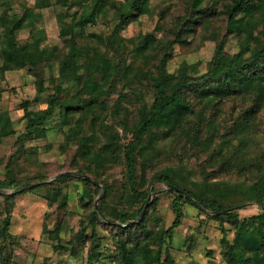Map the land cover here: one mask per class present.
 Returning <instances> with one entry per match:
<instances>
[{
	"label": "rangeland",
	"instance_id": "rangeland-1",
	"mask_svg": "<svg viewBox=\"0 0 264 264\" xmlns=\"http://www.w3.org/2000/svg\"><path fill=\"white\" fill-rule=\"evenodd\" d=\"M94 1L65 0V4L61 5L58 0H49L48 7L36 10L41 16L34 35L41 37L40 47L46 53L52 51V61L45 67V82L49 85V80L56 78L64 94H74L77 83L60 78V63L67 52V38L62 36L61 31L63 26L71 23L73 15L88 12ZM117 1L125 5L128 0ZM216 2L218 13L209 26L193 25L195 30L185 37L187 42L174 48L168 61L170 73L179 74L188 66L191 75L206 72L216 46L211 39L212 33L219 40H226L225 51L230 57L241 55L248 59L251 56L250 51L244 53L241 50L242 37L235 33L228 36L224 10L230 0ZM34 6L35 0H12L9 14L20 15L24 7ZM190 8L191 0H151L148 13L127 23L116 33V37L113 31L119 12L114 9L107 8L96 22L89 24L80 37L86 60V68L80 73L100 80L102 75L96 71L95 65L101 59L121 62L125 69L116 89L104 98V104L98 108L101 119L86 122L88 133H103L99 124L107 123L119 131L120 143H129L132 134L127 129L134 127L138 114L134 104H130L133 100L129 102L124 96L137 87L144 97L143 102H152L153 96L144 90L138 78L143 72L153 73L161 58L159 49L143 47V36L155 33L165 41L174 38ZM2 10L0 8V14ZM181 33L186 35L185 31ZM256 33L260 32L257 30ZM19 40H31L30 32H20ZM2 62L0 54V65ZM36 95L35 77L28 68L10 71L0 78V118L3 114L9 115L11 125L17 131L15 135L3 136L0 120V182L17 181L15 186L6 185L0 191V261L75 264L76 259L71 255L73 242L77 243L76 236L86 226L85 232L91 235L93 229L89 221L93 205H102L115 219L119 214L138 210L141 204L134 202L125 193L122 184L115 180V175L124 168L122 163L115 161L107 162L100 170L102 180L112 188L104 203H101L102 195H96L94 200L85 199L88 188L78 180L61 181L56 187L49 186L57 175L75 171L83 165L78 144L75 140L67 141L70 126L63 125L59 117L51 119L45 138L27 140L21 151L23 153L15 155L20 146L19 135L25 126L23 102L29 101L34 110L44 107L34 102ZM195 110L196 113L186 118L178 130L167 135L164 130L156 131L144 142L142 152L149 158L145 170L147 185L154 191L149 195L148 206L146 203L147 208L141 218L149 210L146 224L151 235L146 238L145 234L137 232L134 236L135 239L141 236L134 250L135 264H149L143 260L144 245L153 251L162 245L161 261L164 262L168 255L173 264H227L224 252L232 245L245 255L249 264H264V210L250 191L252 185L262 179L259 172L264 168V80L257 81L247 93L223 98L214 105L207 100L198 102ZM79 116L76 114L75 119ZM73 125L74 121L71 127ZM197 126L200 127V135L195 139ZM104 138L102 135L100 140L104 141ZM167 166L176 168V181L186 189L215 197L224 206L233 207V211L238 213V224H232L227 219L222 222L212 219L181 199L185 213L182 224L174 230L172 237L165 235L164 231L176 217L173 208L176 195L170 193L164 183H152L151 180L154 173ZM42 175L47 179L46 186L33 192L19 193L14 199L7 198L19 185L39 183ZM55 188L62 191L65 205L60 204V199L54 201L51 198V189ZM57 221L62 226L59 233L54 232ZM45 224L48 231L54 232L53 236L59 235L57 239L44 233ZM7 225L9 228L5 231ZM115 226L128 228L118 220H110L108 226L100 223L96 228L102 244L103 261L107 264H118L120 260L116 256ZM253 240L257 243L256 247H253L256 245L252 244ZM79 246L78 264H86L89 241L81 242ZM154 264L158 263L155 261Z\"/></svg>",
	"mask_w": 264,
	"mask_h": 264
},
{
	"label": "trees",
	"instance_id": "trees-1",
	"mask_svg": "<svg viewBox=\"0 0 264 264\" xmlns=\"http://www.w3.org/2000/svg\"><path fill=\"white\" fill-rule=\"evenodd\" d=\"M58 2L61 5L65 4V0H58ZM11 3L12 0H0V8H3L0 14V54L3 61L0 65V78L10 71L28 68L35 77L37 95L34 102L44 105L43 108L34 110L30 107L29 101L23 102L24 116L22 119L25 121V126L19 135L20 146L15 155L23 153L21 151L27 140L45 138L49 131V122L51 119L59 117L63 125L70 126L67 132V141L70 143L75 140L78 144V152L83 165H79L75 171L59 175L49 183V186L56 187L61 181L78 180L88 188L85 199L94 200L96 195H102L101 203L106 202L112 192L110 184L101 178V168L110 161L122 163L124 168L115 175V180L122 184L125 193L129 194V197L134 202L140 203L141 206L132 213L125 212L113 219L105 207L100 204L98 207L93 205L89 221L90 227L93 229L91 235L85 232L87 226L83 228V231L76 236L78 244L76 241L73 242L75 245L71 249V255L76 259L75 264H78V256L81 251L79 243H88L89 241L86 264H107L103 261L102 244L99 241L100 237L96 228L100 223L108 226L110 220H118L128 227L125 229L115 226L113 229L117 236H115L116 256L117 259H120L118 264H135L134 250L141 236L136 239L134 236L137 235V232L139 235L145 234L146 238L151 235L146 224L149 210L135 223L143 211L150 193L154 191L147 185L145 170L149 158L143 154L144 151L142 152L144 142L156 131L164 130L167 135L178 130L186 118L196 113L198 102L207 100V103L214 105L223 98L247 93L257 81L264 80V0H230L224 10L228 20V36L235 33L242 37L241 50L244 53L250 51L251 56L248 59L242 58L241 55L230 57L225 51L226 40H219L216 34L212 33L210 34L211 39H214L216 46L212 59L208 63V69L200 75H191L189 73L190 66L179 74L170 73L168 61L174 48L187 42L185 37L195 30L193 25L209 26L213 17L218 13L216 0H191V8L185 14L179 31L174 35V38L168 41L158 38L155 33H147L143 36L141 41L143 47L159 49L161 58L153 73L143 72L142 76L138 78L142 81L141 85L144 90L153 96L152 102L144 103L141 90L137 87H133L124 96L129 102L133 100L130 104H134L138 114L134 127L132 129L125 127L132 134V139L125 145L120 143L119 131L107 123H98L103 133L90 134L86 130L88 120L98 122L101 119V116L98 115V108L104 104V98L109 97L111 92L116 89V84L125 67L121 62L114 63L110 59H101L95 65L96 71L102 75L100 80L81 74L80 71L86 68V60L84 43L81 42L80 37L83 36L89 24L96 22L98 16L107 8L119 12L116 19L118 21L113 31L114 37H116V33L127 23L148 13L151 0H128L125 5L119 4L117 0H95L88 12L83 11L78 16L73 15L71 23L63 26L61 34L67 38V52L61 60L59 72L60 78L66 79L67 82L77 83V90L71 95L62 93L61 84L57 83L56 78L50 79L49 85L46 84L45 67L49 66L52 61V51L46 53L45 49L40 47L41 37L34 35L36 23L41 16V13L36 10L48 7L49 0H35V6L24 7L20 15L9 14ZM121 5L123 9L120 10ZM24 30L30 32L31 40H19V33ZM257 30L260 33H256ZM181 31H185L186 35H182ZM76 114L80 115L77 119H75ZM0 120L3 123L1 129L3 136L17 133L14 125H11L9 115L3 114ZM73 121L74 125L71 127ZM199 130L200 127H195V139H198L200 135ZM102 135L105 137L104 141L100 140ZM176 174V168L167 166L154 173L151 180L152 183L157 181L164 183L169 192L176 195L173 203L176 217L172 225L164 231L165 235L172 237L174 230L182 224L185 213L180 203L181 199L201 212L207 213L212 219L221 222L227 219L232 224H238V213L233 211V207L224 206L215 197L196 194L186 189L176 181ZM259 176H262V179L255 182L250 191L256 197L260 208L264 210V168L260 170ZM39 178V183L19 185L16 191L7 198L14 199L19 193L33 192L46 186L45 180L47 179L43 175ZM16 183L17 181L13 179L9 182L1 181L0 191L6 185L15 186ZM171 186H176L192 196L200 203L201 207L180 191L171 190ZM210 190H213V187H210ZM51 193H53L51 198L54 201L60 199V204L65 205L64 198L62 201L61 190L51 189ZM48 199L50 200V197ZM58 220L61 221V219ZM60 221L54 224L56 233H59L62 227ZM8 228L9 226L5 231H8ZM44 228L46 229L44 233L56 239L59 237V235L53 236L54 232L48 231L47 224L44 225ZM223 229L225 228L223 227ZM252 244H256L253 247L257 246L255 240L252 241ZM142 254L143 260L149 264H154L155 261L158 264H173L172 258L168 255L164 262L161 261L162 245L158 247L157 251L144 245ZM224 255L227 264H249L245 255L236 250L233 245L225 250ZM0 264L15 263L3 259Z\"/></svg>",
	"mask_w": 264,
	"mask_h": 264
},
{
	"label": "water",
	"instance_id": "water-1",
	"mask_svg": "<svg viewBox=\"0 0 264 264\" xmlns=\"http://www.w3.org/2000/svg\"><path fill=\"white\" fill-rule=\"evenodd\" d=\"M66 173H69V172H66ZM66 173H62V174H66ZM74 174H76L75 172H73ZM60 174V175H62ZM59 175L56 176V178L58 177ZM171 190H175V191H180L181 193H183L184 195H186L193 203H195L197 206L201 207L200 203L195 200L192 196H190L189 194H186L183 190H181L180 188L176 187V186H171L170 187ZM150 200V199H149ZM149 200H148V203H149ZM148 203H147V206H148ZM147 206L143 209L142 213L140 214L138 220L141 218V216L144 214Z\"/></svg>",
	"mask_w": 264,
	"mask_h": 264
}]
</instances>
